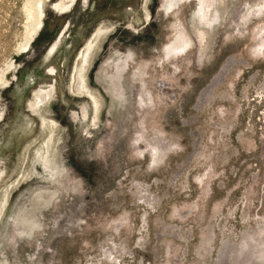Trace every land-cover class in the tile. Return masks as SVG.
<instances>
[{"label":"rangeland","instance_id":"374dc122","mask_svg":"<svg viewBox=\"0 0 264 264\" xmlns=\"http://www.w3.org/2000/svg\"><path fill=\"white\" fill-rule=\"evenodd\" d=\"M57 1L0 0V264H264V0Z\"/></svg>","mask_w":264,"mask_h":264},{"label":"bare ground","instance_id":"6f19581e","mask_svg":"<svg viewBox=\"0 0 264 264\" xmlns=\"http://www.w3.org/2000/svg\"><path fill=\"white\" fill-rule=\"evenodd\" d=\"M50 0H26V13L28 16L29 21L28 24H26L25 29L26 33H25V37L22 40L23 42L19 45V49H23L22 51H26L31 47V44L33 42V40H35V37L40 34V30L43 26V20L45 17V10H46V6L47 3ZM59 1V2H58ZM55 4H54V8L57 11H62L63 13L68 12L70 10V8L75 4V0H58ZM212 1L210 0L209 4L210 6H212ZM25 2V1H24ZM208 2L206 5H208ZM25 5V4H24ZM207 7V6H206ZM213 8V7H212ZM208 9V8H205ZM213 9H211L210 11H212ZM208 10V13L206 14V16L210 19L211 15L209 14L210 12ZM25 13V14H26ZM26 19V20H28ZM28 25V27H27ZM264 26V25H263ZM27 27V28H26ZM262 29V28H261ZM101 34V29L97 30L96 33L94 34V37L91 38L89 40V42L87 43L86 47L84 49H82V51L80 52V57H82L84 55V53H90L89 51L93 48V46L97 45L98 42H100L101 39H99ZM99 45V44H98ZM95 49V48H93ZM92 52V51H91ZM91 54V53H90ZM86 56V55H85ZM87 57L90 56H86L84 57V59H86ZM87 61V59L85 60ZM83 62V61H82ZM85 63V62H84ZM83 63V64H84ZM82 64V63H81ZM11 66V63L8 67ZM83 67V66H82ZM81 67V68H82ZM7 69L3 70L0 74V83H3L6 85V83H8V79L6 77V71ZM52 71V70H51ZM80 72V69L78 70ZM78 71H74V75H73V82L70 86V88L72 89V91L77 92L78 94H80V96H86V97H94L91 89L85 84V80L83 77V74L81 77L77 76V73L79 74ZM84 71V70H83ZM82 72V71H81ZM83 73V72H82ZM51 74H53L51 72ZM80 78V79H79ZM111 78V77H110ZM81 80V82H80ZM54 86V87H53ZM53 87V88H52ZM52 90H55V85L54 84H50L49 86H42L40 89H37L35 91L36 94H33V98L30 100L31 101V105L29 104V106L33 109V111H38L39 108L38 106H40V104L45 103L46 101H49L50 99H52ZM52 92V93H51ZM44 121V119H43ZM53 136V135H52ZM50 150V149H49ZM51 151V150H50ZM53 154V153H52ZM47 155V153H46ZM51 155V152H50ZM44 158V157H43ZM42 165L47 166V167H51V162L48 159V155L46 158L42 159ZM3 164V163H2ZM3 166V165H2ZM246 238V237H245ZM247 243V242H246ZM261 245V244H260ZM255 246V245H254ZM246 245H239V247L237 248V253L236 255L238 256L239 253H244V249L246 248ZM247 249V248H246ZM262 248H256L255 249V253H256V259L260 260L261 259V255H262ZM241 256V254H240ZM235 257V256H234ZM236 258V257H235ZM239 258V257H238ZM242 260V259H241ZM237 262V261H236ZM239 262L241 263V261L239 260Z\"/></svg>","mask_w":264,"mask_h":264},{"label":"flooded vegetation","instance_id":"af4514ba","mask_svg":"<svg viewBox=\"0 0 264 264\" xmlns=\"http://www.w3.org/2000/svg\"><path fill=\"white\" fill-rule=\"evenodd\" d=\"M67 26V23H66V25H64L63 26V28H62V30H61V32H60V34H59V36H57L56 38H55V40H54V44L55 43H57L56 41L57 40H61V38L63 37V34H64V30H65V27ZM262 29H260V32H262V34L261 35H259L258 34V37L260 38V43H259V46H263L264 45V26H262L261 27ZM96 31V29L93 31V33ZM259 32V31H258ZM93 33L89 36V38L86 40V42L84 43V45L82 46V48L80 49V51L85 47V45H86V43L89 41V39L91 38V36L93 35ZM59 37V38H58ZM52 46V45H51ZM264 47V46H263ZM263 47L261 48V51H262V49H263ZM50 75H55V73H53V74H51L50 73ZM50 84H54L55 85V80L52 78V81L48 84L47 83V85H50ZM149 152L150 153H152V149H149ZM154 154V159H156V155H155V153H153Z\"/></svg>","mask_w":264,"mask_h":264}]
</instances>
